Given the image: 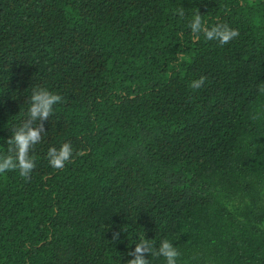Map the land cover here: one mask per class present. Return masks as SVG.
<instances>
[{"label": "trees", "instance_id": "16d2710c", "mask_svg": "<svg viewBox=\"0 0 264 264\" xmlns=\"http://www.w3.org/2000/svg\"><path fill=\"white\" fill-rule=\"evenodd\" d=\"M197 11L239 35L194 40ZM262 85L264 0H0V154L33 88L63 97L30 179L0 174V264H127L141 237L264 264ZM65 142L87 155L54 169Z\"/></svg>", "mask_w": 264, "mask_h": 264}, {"label": "clouds", "instance_id": "9594fccd", "mask_svg": "<svg viewBox=\"0 0 264 264\" xmlns=\"http://www.w3.org/2000/svg\"><path fill=\"white\" fill-rule=\"evenodd\" d=\"M176 12L181 17L185 14L183 8L176 9ZM188 27L194 40H198L203 34L206 40L217 41L221 46L228 44L239 35V31L231 28L227 23H217L208 27L199 11L194 14ZM186 59L183 54L178 56V62H184ZM206 80V76H201L193 80L190 87L193 90L200 89ZM259 92L264 93V85L259 87ZM62 100L63 97L60 94L45 87L33 88L27 118L21 126L12 129L13 134L7 140V153L0 154V174L18 170L21 177L30 179V174L36 166V158L31 154L33 148L41 142L42 134L46 132L44 122L53 115L54 105ZM81 155H87V152L84 149L74 150L71 142H65L59 148L51 147L47 152L49 163L54 169H63L66 164L72 162L74 156ZM119 237V231L113 233V240H118ZM128 255L134 258L128 260L127 264H150L149 255L164 257L166 264H177L181 253L169 239L162 240L158 250H154L153 242L141 237L135 249Z\"/></svg>", "mask_w": 264, "mask_h": 264}]
</instances>
